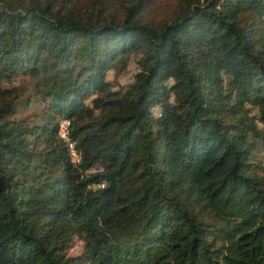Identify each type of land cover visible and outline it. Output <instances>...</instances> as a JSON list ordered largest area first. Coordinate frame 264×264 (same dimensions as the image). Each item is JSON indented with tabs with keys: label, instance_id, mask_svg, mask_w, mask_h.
<instances>
[{
	"label": "trees",
	"instance_id": "obj_1",
	"mask_svg": "<svg viewBox=\"0 0 264 264\" xmlns=\"http://www.w3.org/2000/svg\"><path fill=\"white\" fill-rule=\"evenodd\" d=\"M150 4L0 0V264H264V0Z\"/></svg>",
	"mask_w": 264,
	"mask_h": 264
},
{
	"label": "rangeland",
	"instance_id": "obj_2",
	"mask_svg": "<svg viewBox=\"0 0 264 264\" xmlns=\"http://www.w3.org/2000/svg\"><path fill=\"white\" fill-rule=\"evenodd\" d=\"M150 7H148V14L155 20H158L160 18L168 17L171 10L174 7V4L176 0H149ZM137 71V65L134 61V57H131L126 65V67L119 73L116 74L115 70L111 69L107 73V77L109 79H113L115 85L118 86H124L125 84H128L131 82L134 78V74ZM16 81H14L15 83ZM6 85H9V83H6ZM72 157V156H71ZM80 244H76L73 246L72 251L76 252L78 251Z\"/></svg>",
	"mask_w": 264,
	"mask_h": 264
},
{
	"label": "built area",
	"instance_id": "obj_3",
	"mask_svg": "<svg viewBox=\"0 0 264 264\" xmlns=\"http://www.w3.org/2000/svg\"><path fill=\"white\" fill-rule=\"evenodd\" d=\"M67 125H68V120L66 119H61L59 123V134L66 140L68 141V146L70 149V153L72 156V161L75 162L78 160V155L75 152L73 142L70 141L67 137Z\"/></svg>",
	"mask_w": 264,
	"mask_h": 264
}]
</instances>
